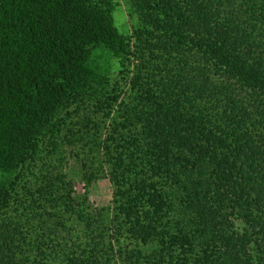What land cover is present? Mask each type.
Returning <instances> with one entry per match:
<instances>
[{"label":"trees","instance_id":"1","mask_svg":"<svg viewBox=\"0 0 264 264\" xmlns=\"http://www.w3.org/2000/svg\"><path fill=\"white\" fill-rule=\"evenodd\" d=\"M126 1L0 0V264H264V0Z\"/></svg>","mask_w":264,"mask_h":264},{"label":"rangeland","instance_id":"2","mask_svg":"<svg viewBox=\"0 0 264 264\" xmlns=\"http://www.w3.org/2000/svg\"><path fill=\"white\" fill-rule=\"evenodd\" d=\"M115 4H116V8L114 12L115 24L121 33L128 35L132 32V28L135 25V21H136L135 18L131 16L130 5L126 0H115ZM111 64H112V77L114 79V82H120V86L124 87L125 83L121 80L122 75H121V67L119 61H113ZM95 118L98 121H102L103 115L99 114ZM110 123L111 122H109L108 119L106 123V127H108L107 125H110ZM104 126L105 124L102 123V127ZM94 132L95 130H93L92 133ZM75 152L79 153L84 160L86 161L88 160L89 162H91L92 158L91 156L88 155L89 153L88 148L82 150V147L80 146L79 149H77ZM71 155H73V153ZM67 157H68V161H67L68 163L64 164L65 171L70 172L72 176L78 175L81 169L80 167L81 164L79 162L80 160L76 158L72 160L69 154L67 155ZM78 163L80 166L78 165ZM112 193H113L112 186L107 179H103L95 183L92 189V193L90 195V202L91 205H93V208H103L110 205V202L112 200ZM74 235H78V234L75 232ZM124 243H127V241H125Z\"/></svg>","mask_w":264,"mask_h":264}]
</instances>
